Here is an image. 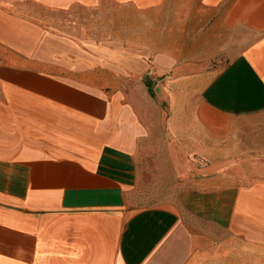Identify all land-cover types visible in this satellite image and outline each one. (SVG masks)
<instances>
[{"label":"crops","instance_id":"0c3cea01","mask_svg":"<svg viewBox=\"0 0 264 264\" xmlns=\"http://www.w3.org/2000/svg\"><path fill=\"white\" fill-rule=\"evenodd\" d=\"M185 1L180 49L63 30L104 0H0V264H264V0Z\"/></svg>","mask_w":264,"mask_h":264},{"label":"rangeland","instance_id":"374dc122","mask_svg":"<svg viewBox=\"0 0 264 264\" xmlns=\"http://www.w3.org/2000/svg\"><path fill=\"white\" fill-rule=\"evenodd\" d=\"M185 0H170L161 11H135L117 5L116 3L104 0L98 8H80L79 11L65 12L62 15L64 29L68 33L75 32L80 36H106L107 34L136 35L143 34L146 44L153 46L152 41H156V48H163L168 44L163 43L167 39H173L172 46L183 49L185 46L186 33L189 32V39H200L202 20L191 19L190 14L186 13ZM189 8V7H188ZM138 20V22H137ZM144 21L141 24V21ZM139 24V27H136ZM143 25V26H142ZM160 39H153V38ZM49 44L56 39H48ZM80 40V46L84 49H91V39ZM96 49V47H94ZM98 51V50H97ZM95 52V50H93ZM94 57H84L76 59L81 61L82 66L93 65ZM101 66V65H100ZM97 66L92 73L82 70L79 76L81 80H91L102 86L107 87V78L104 66ZM76 77V76H75ZM153 182V181H149ZM164 182V183H163ZM167 185V178L161 177L153 182L154 186H147L138 192V195L148 197L161 196L162 184Z\"/></svg>","mask_w":264,"mask_h":264}]
</instances>
